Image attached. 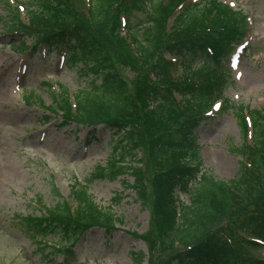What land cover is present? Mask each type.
Here are the masks:
<instances>
[{"label":"trees","instance_id":"obj_1","mask_svg":"<svg viewBox=\"0 0 264 264\" xmlns=\"http://www.w3.org/2000/svg\"><path fill=\"white\" fill-rule=\"evenodd\" d=\"M75 3L24 0V18L8 7L2 27L19 34L21 41L11 44L16 51L44 49L48 57L61 54L57 57L75 68L78 89L71 92L59 83L49 105L32 96L24 101H33L63 124L74 120L109 131L110 157L91 176H131L125 185L142 203L149 182L152 227L161 231L160 225L168 222L164 234L175 246L159 258L148 229L141 237L149 254L133 253V261L264 264V109L249 110L246 122L243 108H235L243 144L231 149L241 158L233 178L220 180L201 171L196 135L230 79L226 62L244 37L246 15L222 0H90L86 14ZM138 9L147 14L142 26L130 21ZM126 65L135 71L131 86L123 73ZM142 149L144 166L136 158ZM180 192L189 196L185 206L176 196ZM70 194L72 202L59 197L50 206L37 198L42 210L28 218L44 242L47 234L57 236L60 241L50 242L64 254L91 228L109 233L120 223L111 209L95 202L86 185L73 184Z\"/></svg>","mask_w":264,"mask_h":264},{"label":"rangeland","instance_id":"obj_2","mask_svg":"<svg viewBox=\"0 0 264 264\" xmlns=\"http://www.w3.org/2000/svg\"><path fill=\"white\" fill-rule=\"evenodd\" d=\"M22 1L0 0V264H136L133 253L149 254L141 237L148 229L155 235L154 247L162 259L175 245L164 234L169 230L168 222L160 225L161 231L152 227L149 182H146V203H142L125 185L132 181L131 176L113 180L91 176L95 167L104 165L110 157L109 131L86 129L74 123L61 126L55 116L43 121L44 114L33 101L29 107L24 104V98L32 96L33 100L40 98L49 105L50 92L56 90L57 82L67 85L71 92L79 87L75 68L67 63L58 65L54 62L55 55L46 59L38 52L31 57L9 46L19 37L3 32L2 17L7 16L8 7H14L24 18ZM222 1L246 14V29L243 39L229 52L226 64L231 82L223 92V99L229 101L230 107L222 111V102L217 114L200 124L196 135L202 171L227 180L235 176L241 159L231 149L243 144L235 108L242 106L243 116L249 110L264 109V0ZM75 4L87 13L89 0H76ZM146 15L145 11L135 10L130 21L142 26ZM127 36L122 37L131 44ZM123 73L131 86L135 71L126 65ZM246 140L251 141L248 133ZM143 149L136 153V158L144 166L147 162ZM76 182L86 184L95 202L111 209L120 223L109 233L103 228H91L73 245L70 256L64 257L47 243L59 238L47 234L44 242L32 230L28 218L41 212L37 198L45 206L54 204L59 197L72 202L70 187ZM117 196L120 199L115 201ZM178 198L184 206L189 203L186 194ZM261 256L264 257L263 251ZM140 264H147V258Z\"/></svg>","mask_w":264,"mask_h":264}]
</instances>
